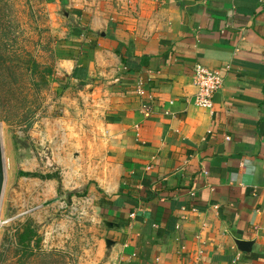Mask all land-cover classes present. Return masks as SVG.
I'll return each mask as SVG.
<instances>
[{"label": "crops", "instance_id": "crops-1", "mask_svg": "<svg viewBox=\"0 0 264 264\" xmlns=\"http://www.w3.org/2000/svg\"><path fill=\"white\" fill-rule=\"evenodd\" d=\"M43 4L49 63L104 116L84 185L120 226L102 222L112 263L264 264V0ZM196 65L224 78L212 110L195 104Z\"/></svg>", "mask_w": 264, "mask_h": 264}, {"label": "rangeland", "instance_id": "rangeland-1", "mask_svg": "<svg viewBox=\"0 0 264 264\" xmlns=\"http://www.w3.org/2000/svg\"><path fill=\"white\" fill-rule=\"evenodd\" d=\"M5 2L0 38L9 50L11 69L7 83L0 81L7 162L0 255L5 264L15 263L18 231L30 222L43 237V249L61 253L63 264H113V248L108 250L105 241L117 238L104 228L99 205L93 203L99 201L84 185L89 169L103 163L90 151L104 148L103 135L98 137L104 116L88 94L66 90L49 63L48 42L57 21L45 11L43 0ZM89 135H97L92 147L81 141ZM20 171L58 174L61 183L20 177ZM73 192L80 196L70 199Z\"/></svg>", "mask_w": 264, "mask_h": 264}, {"label": "trees", "instance_id": "trees-1", "mask_svg": "<svg viewBox=\"0 0 264 264\" xmlns=\"http://www.w3.org/2000/svg\"><path fill=\"white\" fill-rule=\"evenodd\" d=\"M7 5L5 0H0V16L2 14L3 6ZM1 20V19H0ZM3 40L0 38V81L6 82L8 80V74L10 72V66L8 64L10 59L9 50L2 44ZM117 53L122 56L121 51L117 49ZM7 83V82H6ZM17 144V143H16ZM20 177L26 178H39L42 180H57L61 183V178L58 174H50L42 176L37 173H29L20 171L18 173ZM87 191V189H86ZM85 191V192H86ZM69 198L73 196L79 197L78 193H69ZM43 237L40 235L37 227L32 223H26L17 234L16 249H15V263L13 264H63L61 253L58 252H46L43 247ZM5 259L0 255V264H5Z\"/></svg>", "mask_w": 264, "mask_h": 264}, {"label": "built area", "instance_id": "built-area-1", "mask_svg": "<svg viewBox=\"0 0 264 264\" xmlns=\"http://www.w3.org/2000/svg\"><path fill=\"white\" fill-rule=\"evenodd\" d=\"M194 73V85L197 89L195 104L200 108L212 110L214 95L223 88L224 78L220 72L209 70L202 65H196Z\"/></svg>", "mask_w": 264, "mask_h": 264}, {"label": "water", "instance_id": "water-1", "mask_svg": "<svg viewBox=\"0 0 264 264\" xmlns=\"http://www.w3.org/2000/svg\"><path fill=\"white\" fill-rule=\"evenodd\" d=\"M7 182V162L5 156L4 136H3V125L0 123V214L3 203V196L5 192ZM102 222L107 230L113 231L119 229L120 226L108 221L103 215H101ZM1 226V223H0ZM115 244L112 240H106V246L110 249ZM238 248L245 253H251L254 242L237 241Z\"/></svg>", "mask_w": 264, "mask_h": 264}]
</instances>
